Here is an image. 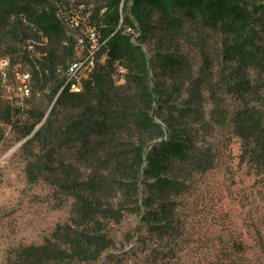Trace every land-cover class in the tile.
<instances>
[{
    "label": "trees",
    "instance_id": "trees-1",
    "mask_svg": "<svg viewBox=\"0 0 264 264\" xmlns=\"http://www.w3.org/2000/svg\"><path fill=\"white\" fill-rule=\"evenodd\" d=\"M2 60L0 144L16 134L28 185H46L53 210L69 205L66 223L7 264H123L113 228L127 217L155 256L181 235L179 199L214 168L216 132L237 137L241 162L264 174V0H0ZM9 84L20 97H4Z\"/></svg>",
    "mask_w": 264,
    "mask_h": 264
},
{
    "label": "rangeland",
    "instance_id": "rangeland-1",
    "mask_svg": "<svg viewBox=\"0 0 264 264\" xmlns=\"http://www.w3.org/2000/svg\"><path fill=\"white\" fill-rule=\"evenodd\" d=\"M194 44L185 41L183 46L198 76L202 61ZM211 44L209 53L219 66L220 50ZM3 90L7 99L20 97L12 84ZM16 138L7 129L0 144V264H7L15 247L42 244L69 218V205L52 209L46 185H28ZM212 144L217 151L214 168L196 175L179 199V238L163 242L152 256L136 243L137 218L127 217L113 228L118 243L113 253L123 264H264V174L241 162V141L229 131L216 132Z\"/></svg>",
    "mask_w": 264,
    "mask_h": 264
},
{
    "label": "built area",
    "instance_id": "built-area-1",
    "mask_svg": "<svg viewBox=\"0 0 264 264\" xmlns=\"http://www.w3.org/2000/svg\"><path fill=\"white\" fill-rule=\"evenodd\" d=\"M77 25V24H75ZM88 35V40H89V44L91 45V49L95 50L97 48L98 42H97V37L94 33L93 30H89L87 32ZM77 48L82 50V48L84 47V41L82 39H79L77 42ZM9 65L7 60H2L0 62V69H5L7 68ZM85 63L78 61L74 64L71 65L69 71H68V77H69V81H77V84H74L71 86V91L72 92H79L80 91V84L79 79H80V75H82L84 73L85 70ZM18 80L21 83V87L19 89L21 96L22 97H27L29 95V91L28 88L26 86L27 81L29 80V76L28 75H21L19 76Z\"/></svg>",
    "mask_w": 264,
    "mask_h": 264
}]
</instances>
